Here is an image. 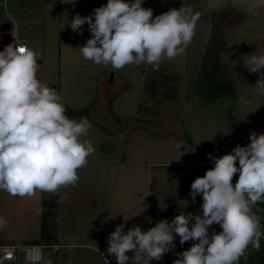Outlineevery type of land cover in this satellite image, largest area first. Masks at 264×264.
Masks as SVG:
<instances>
[{"label":"rangeland","instance_id":"rangeland-1","mask_svg":"<svg viewBox=\"0 0 264 264\" xmlns=\"http://www.w3.org/2000/svg\"><path fill=\"white\" fill-rule=\"evenodd\" d=\"M106 4L0 3V27L9 23L12 42L25 40L42 61L38 78L62 96L69 118L87 117L91 124L82 139L94 152L78 170L77 185L57 193L58 213L50 222L66 245L61 255L83 252L87 264H106L105 257L116 264L107 249L118 225H125V233L134 225L147 231L180 210L196 215L191 184L213 164L207 154L218 158L247 146L251 132L264 133V93L253 88L259 73L245 68L252 54H264V0H144L153 17L174 4L191 6L200 14L195 35L182 55L163 60L158 69L141 63L120 70L85 60L79 47L91 36L88 25L79 34L69 26L76 14L88 16ZM55 195L36 191L19 198L0 190V218L6 221L0 238L39 237L43 202ZM213 229L222 231L213 224L209 236ZM193 243L181 245L176 236L174 250L151 264H173L174 253ZM66 259L60 263L68 264Z\"/></svg>","mask_w":264,"mask_h":264},{"label":"clouds","instance_id":"clouds-1","mask_svg":"<svg viewBox=\"0 0 264 264\" xmlns=\"http://www.w3.org/2000/svg\"><path fill=\"white\" fill-rule=\"evenodd\" d=\"M143 3L107 0L88 16L76 14L71 30L82 33L87 24L91 34L79 47L83 58L115 70L141 63L158 69L163 60L182 55L200 14L182 5L153 17V10ZM37 61L35 52L20 40L0 51V190L19 198L75 187L78 170L94 152L93 144L82 139L91 128L87 117L69 118L62 96L38 78ZM247 64L250 73H259L253 88L264 93V54H252ZM249 138L247 146L237 145L218 158L207 154L214 166L192 182L190 191L193 202L202 196V215L180 210L171 221L161 220L147 231L134 225L125 233V225H118L110 233L107 254L116 264H151L174 250L176 236L181 245L195 243L175 252L173 264H240L249 246L259 250L264 232L253 208L264 203V133L253 131ZM5 223L0 218V228ZM213 224L222 231L213 229L209 236ZM105 261L110 264L106 257Z\"/></svg>","mask_w":264,"mask_h":264},{"label":"crops","instance_id":"crops-1","mask_svg":"<svg viewBox=\"0 0 264 264\" xmlns=\"http://www.w3.org/2000/svg\"><path fill=\"white\" fill-rule=\"evenodd\" d=\"M59 238L58 231H56V242L48 241L42 235V231L39 237L35 239L26 236L22 237L19 242L0 238V246L16 245L14 262L5 259L3 253L0 252V264H61L60 260L62 258H67L68 264H73L75 259H78L82 264H87L88 258L83 252L77 253L72 251L68 256L61 255L59 249L65 244H62ZM68 246H82V244H69Z\"/></svg>","mask_w":264,"mask_h":264},{"label":"trees","instance_id":"trees-1","mask_svg":"<svg viewBox=\"0 0 264 264\" xmlns=\"http://www.w3.org/2000/svg\"><path fill=\"white\" fill-rule=\"evenodd\" d=\"M171 8H176L179 9L180 5L179 4H174L172 5ZM170 8V9H171ZM214 164H211L208 166L206 170L202 172V174L199 177H203L206 173V171L210 168H212ZM238 161H237V167H238ZM239 173L235 174L233 177V184L236 183L238 180ZM56 195L54 198L47 202H43V207L46 209V211L42 214V226H41V231L42 235L48 240L52 242H56V224L53 225L51 224V218L54 215H57L58 211L56 209L57 203L55 202ZM197 200H198V205L195 207L194 211L196 215H202L201 211V204H202V196L197 195ZM253 212L260 217V230L264 232V203H258L254 208ZM240 264H264V238L260 240V248L259 250H256L249 246V248L246 251L245 257H241Z\"/></svg>","mask_w":264,"mask_h":264},{"label":"water","instance_id":"water-1","mask_svg":"<svg viewBox=\"0 0 264 264\" xmlns=\"http://www.w3.org/2000/svg\"><path fill=\"white\" fill-rule=\"evenodd\" d=\"M3 2L4 0H0V3ZM10 29L11 25L9 23H3L0 27V32H2L4 36L3 39L0 41V51H3L7 45L12 44V34L10 33ZM37 63L41 64L42 61L38 60Z\"/></svg>","mask_w":264,"mask_h":264},{"label":"built area","instance_id":"built-area-1","mask_svg":"<svg viewBox=\"0 0 264 264\" xmlns=\"http://www.w3.org/2000/svg\"><path fill=\"white\" fill-rule=\"evenodd\" d=\"M5 2V0H4ZM21 42L25 43V40L19 39ZM12 44H14L12 42ZM16 245H2L0 246V252L3 253V257L7 260L14 262V254H15ZM110 261V259H108ZM111 262V261H110Z\"/></svg>","mask_w":264,"mask_h":264},{"label":"flooded vegetation","instance_id":"flooded-vegetation-1","mask_svg":"<svg viewBox=\"0 0 264 264\" xmlns=\"http://www.w3.org/2000/svg\"><path fill=\"white\" fill-rule=\"evenodd\" d=\"M225 13V12H224ZM224 13H222V14H224ZM229 15H226V17H228ZM3 33L2 32H0V41L3 39Z\"/></svg>","mask_w":264,"mask_h":264}]
</instances>
